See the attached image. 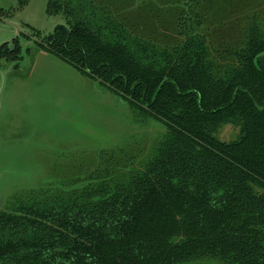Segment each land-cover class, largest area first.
Returning a JSON list of instances; mask_svg holds the SVG:
<instances>
[{
    "label": "trees",
    "instance_id": "trees-1",
    "mask_svg": "<svg viewBox=\"0 0 264 264\" xmlns=\"http://www.w3.org/2000/svg\"><path fill=\"white\" fill-rule=\"evenodd\" d=\"M108 1L48 0L46 13L65 23L41 41L167 132L135 169L0 211V264H264L263 35L248 30L216 60L195 1L171 45L136 34ZM7 45L0 61L16 60L20 44ZM225 126L234 141L218 138Z\"/></svg>",
    "mask_w": 264,
    "mask_h": 264
},
{
    "label": "rangeland",
    "instance_id": "rangeland-1",
    "mask_svg": "<svg viewBox=\"0 0 264 264\" xmlns=\"http://www.w3.org/2000/svg\"><path fill=\"white\" fill-rule=\"evenodd\" d=\"M109 1L110 14L125 20L136 34L153 33L161 45H171L179 38L183 5L191 0ZM192 1L204 21L199 33L216 60L226 57V48L239 46L250 29L264 37V0ZM47 3L28 0L19 8L17 0H0V8L10 12L7 20L20 30L0 23V46L16 37L22 46L18 66L0 62V211L34 192L94 186L112 167L118 173L129 165L135 169L152 157L167 132L163 124L35 43L65 23L62 16L46 13ZM237 135V129L225 126L218 138L230 142ZM100 151H109L110 158L100 159Z\"/></svg>",
    "mask_w": 264,
    "mask_h": 264
},
{
    "label": "flooded vegetation",
    "instance_id": "flooded-vegetation-1",
    "mask_svg": "<svg viewBox=\"0 0 264 264\" xmlns=\"http://www.w3.org/2000/svg\"><path fill=\"white\" fill-rule=\"evenodd\" d=\"M1 18V17H0ZM2 19H4V18H2ZM4 20H7V19H4ZM8 21V20H7ZM1 23V22H0ZM14 40H16V41H18V38L16 37ZM14 40H12L11 42H9L8 43V45H7V48H8V50H10V51H14L15 50V47H11V44L13 45V41ZM27 40H30V38H27ZM32 40V39H31ZM18 43H19V41H18ZM35 43H37L39 46H41L42 48H44L45 50H47V47H46V45H45V43H43V41H36L35 40ZM6 44V43H5ZM20 44V43H19ZM21 46V45H20ZM1 47V46H0ZM48 51V50H47ZM49 52V51H48ZM21 53H22V46H21V52H20V54H18L17 55V57H15L16 58V60H14V61H6V60H1L0 62H6V63H9V64H15V66H18L19 65V63L21 62V60H22V57H21ZM52 54V53H51ZM80 71V70H79ZM83 71V70H82ZM86 71V70H85ZM84 72V71H83ZM82 72V73H83ZM84 74H85V72H84Z\"/></svg>",
    "mask_w": 264,
    "mask_h": 264
},
{
    "label": "water",
    "instance_id": "water-1",
    "mask_svg": "<svg viewBox=\"0 0 264 264\" xmlns=\"http://www.w3.org/2000/svg\"><path fill=\"white\" fill-rule=\"evenodd\" d=\"M0 22L6 24V25H8V26L13 27L14 29H16L17 33L20 32L18 26L15 25V24H13V23H11L10 21H7V20H4V19L0 18ZM83 71H84L86 74H88L87 71H85V70H83ZM95 80L98 81V83L105 85L106 87H110L107 83H104L102 80H99V79H95Z\"/></svg>",
    "mask_w": 264,
    "mask_h": 264
}]
</instances>
